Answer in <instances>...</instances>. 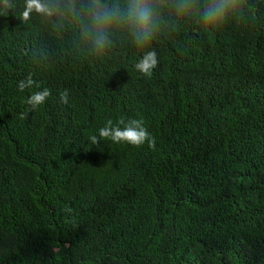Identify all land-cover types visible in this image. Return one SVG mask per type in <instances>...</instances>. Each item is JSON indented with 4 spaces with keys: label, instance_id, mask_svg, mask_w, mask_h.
I'll return each instance as SVG.
<instances>
[{
    "label": "trees",
    "instance_id": "16d2710c",
    "mask_svg": "<svg viewBox=\"0 0 264 264\" xmlns=\"http://www.w3.org/2000/svg\"><path fill=\"white\" fill-rule=\"evenodd\" d=\"M45 2L54 15L24 20L26 0H0V264H264V0L214 25L209 0H156L151 44L117 27L103 53L88 0ZM29 75L40 88L20 92ZM130 119L154 149L89 141Z\"/></svg>",
    "mask_w": 264,
    "mask_h": 264
},
{
    "label": "clouds",
    "instance_id": "9594fccd",
    "mask_svg": "<svg viewBox=\"0 0 264 264\" xmlns=\"http://www.w3.org/2000/svg\"><path fill=\"white\" fill-rule=\"evenodd\" d=\"M239 0H209L201 15L205 22L209 24H219L223 22L230 11H234ZM69 11L76 12L74 3H70ZM156 0H125L123 4H108L104 0H88L83 15L86 23L82 27V35L89 39L98 53L110 45V36L113 29L117 27L126 28L132 41L137 48L148 47L157 31L156 20ZM177 14L188 15L192 11V0H177L174 5ZM56 8L45 0H26L23 19L28 20L33 12L52 16ZM158 66V57L155 50L143 52L142 57L135 63L137 72L145 77H150L154 69ZM40 88V85L31 75L18 82V90L24 92L33 87ZM51 95L50 89L33 92L27 99V103L33 109L43 105ZM61 102L69 103V93L64 90L60 93ZM23 118V116L21 117ZM120 125H123L121 127ZM100 140H110L114 143H128L139 147L147 142L150 148H155V138L152 137L143 125L142 120L130 119L125 123L120 120L117 124L108 120L104 127L99 129V135L89 136V141L93 145H98ZM71 213L70 208L65 209Z\"/></svg>",
    "mask_w": 264,
    "mask_h": 264
}]
</instances>
